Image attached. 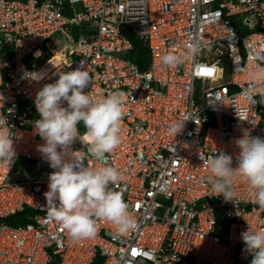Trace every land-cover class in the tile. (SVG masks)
Listing matches in <instances>:
<instances>
[{
  "label": "built area",
  "instance_id": "2783aa9c",
  "mask_svg": "<svg viewBox=\"0 0 264 264\" xmlns=\"http://www.w3.org/2000/svg\"><path fill=\"white\" fill-rule=\"evenodd\" d=\"M135 38L148 49L145 69L128 58ZM4 46L14 54L1 59L0 116L16 157L0 166V217L32 213L24 225L0 222V264H251L241 234L264 231V208L243 177L235 202L212 193L203 160L224 152L235 166L236 139L264 138V0H0ZM168 53L182 63L162 64ZM78 66L94 98L125 93L121 143L108 154L138 223L124 235L99 219L93 238L76 241L43 208L54 170L38 150L34 102ZM79 133L85 142L73 150L100 167Z\"/></svg>",
  "mask_w": 264,
  "mask_h": 264
},
{
  "label": "clouds",
  "instance_id": "9594fccd",
  "mask_svg": "<svg viewBox=\"0 0 264 264\" xmlns=\"http://www.w3.org/2000/svg\"><path fill=\"white\" fill-rule=\"evenodd\" d=\"M198 52L195 44L189 46V56ZM2 58L8 59L0 57V61ZM160 59L169 67L182 63L181 56L173 53ZM256 59L264 60V56L257 54ZM261 78H264V71L257 76V79ZM91 82L92 77L83 66L59 72L54 83L45 84L38 91L34 102L40 118L33 121V126L44 141L38 150L54 170L48 175L43 208L48 219L58 222L76 241L93 238L99 219L110 221L121 235L138 227L124 200L126 186L119 188L120 170L108 162V154L121 143L125 93L115 91L103 98H94L85 91ZM5 121L6 118L0 116V166L10 168L16 152ZM185 121L170 125L169 134H180ZM81 123L86 130L83 133L88 139V153L101 164L100 167L88 166L85 162L88 154L72 148L77 140L81 144L85 142L79 133ZM235 144L238 149L235 166L233 156L224 152L203 160L211 173L210 190L216 196H222L225 202H235V182L238 177H243L250 185L254 202L264 208V138L245 132ZM241 236L244 251L252 256L251 264H264V231H253L250 227Z\"/></svg>",
  "mask_w": 264,
  "mask_h": 264
},
{
  "label": "trees",
  "instance_id": "16d2710c",
  "mask_svg": "<svg viewBox=\"0 0 264 264\" xmlns=\"http://www.w3.org/2000/svg\"><path fill=\"white\" fill-rule=\"evenodd\" d=\"M135 43V50L128 54V58L134 60L137 62L141 69H145L148 66L149 61V53L148 49L142 45V43L139 42L137 38L134 39ZM14 54V51L11 47H1L0 48V57H7L11 58V56ZM83 124L79 125V129L84 132L86 131ZM85 137H87L85 135ZM32 213L31 210H25L22 212L14 213L12 215L6 216V217H0V222L4 221L11 225H18V224H25L27 223L29 219V215ZM93 264H102L99 259L95 260Z\"/></svg>",
  "mask_w": 264,
  "mask_h": 264
},
{
  "label": "rangeland",
  "instance_id": "374dc122",
  "mask_svg": "<svg viewBox=\"0 0 264 264\" xmlns=\"http://www.w3.org/2000/svg\"><path fill=\"white\" fill-rule=\"evenodd\" d=\"M45 57H47V55H45V56H43L41 59H39V60H32V62L31 63H33V62H36L38 65L42 62V61H44V59H45ZM28 59H29V57H28ZM27 59V60H28ZM0 63L2 64V62L0 61ZM3 65V64H2ZM0 69H2V66L0 67ZM82 124V123H81ZM83 127V126H82Z\"/></svg>",
  "mask_w": 264,
  "mask_h": 264
},
{
  "label": "bare ground",
  "instance_id": "6f19581e",
  "mask_svg": "<svg viewBox=\"0 0 264 264\" xmlns=\"http://www.w3.org/2000/svg\"><path fill=\"white\" fill-rule=\"evenodd\" d=\"M3 66L1 63H0V67ZM1 70V69H0Z\"/></svg>",
  "mask_w": 264,
  "mask_h": 264
}]
</instances>
